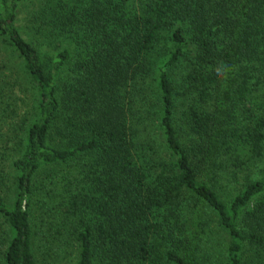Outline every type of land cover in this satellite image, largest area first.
Masks as SVG:
<instances>
[{
    "label": "trees",
    "instance_id": "16d2710c",
    "mask_svg": "<svg viewBox=\"0 0 264 264\" xmlns=\"http://www.w3.org/2000/svg\"><path fill=\"white\" fill-rule=\"evenodd\" d=\"M0 263L264 264V0H0Z\"/></svg>",
    "mask_w": 264,
    "mask_h": 264
},
{
    "label": "rangeland",
    "instance_id": "374dc122",
    "mask_svg": "<svg viewBox=\"0 0 264 264\" xmlns=\"http://www.w3.org/2000/svg\"><path fill=\"white\" fill-rule=\"evenodd\" d=\"M25 16H26L25 13H23L22 19L24 21H25V19H24ZM21 30H22V34H23L24 38H26L27 40L31 41L30 37L24 33L25 32L24 29H21ZM8 67H9V71H5V75L9 78L10 83L16 84L15 90L18 91L19 94H20V91H21L22 92L21 96L23 98H25V96H29L28 93H27L28 86H27L26 78L23 75V72L21 71V68L17 64L13 63L12 61H11V63L8 64ZM30 95H31V92H30ZM26 100L28 101V99H26ZM24 111L21 114H23ZM20 135H21V133H19V136ZM150 138L152 140H155V136H150ZM33 252L35 253L36 258H37L38 251H37V243H36V241H35V245L33 247Z\"/></svg>",
    "mask_w": 264,
    "mask_h": 264
}]
</instances>
